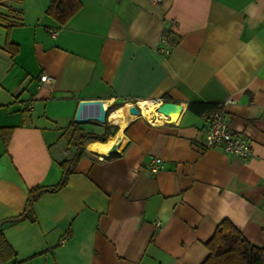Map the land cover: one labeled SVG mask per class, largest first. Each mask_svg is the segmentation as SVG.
<instances>
[{
    "label": "crops",
    "instance_id": "1",
    "mask_svg": "<svg viewBox=\"0 0 264 264\" xmlns=\"http://www.w3.org/2000/svg\"><path fill=\"white\" fill-rule=\"evenodd\" d=\"M51 1L0 0V221L26 212L29 188L58 182L84 129L81 100L128 109L162 98L182 111L130 120L112 154L116 133L86 142L67 185L35 201L34 221L2 224L6 264H200L224 219L264 246V0H79L64 24L46 13ZM193 101L218 105L250 156L207 147L210 117Z\"/></svg>",
    "mask_w": 264,
    "mask_h": 264
},
{
    "label": "trees",
    "instance_id": "2",
    "mask_svg": "<svg viewBox=\"0 0 264 264\" xmlns=\"http://www.w3.org/2000/svg\"><path fill=\"white\" fill-rule=\"evenodd\" d=\"M80 7L79 0H52L46 8V13L52 16L60 24H64ZM20 13V12H19ZM5 19L0 16V20ZM21 19V15H19ZM5 50L14 54L18 50L17 44L6 41L3 47ZM124 103H114L108 110L121 107ZM188 108L196 113L206 114L211 118L212 113L218 109V105L209 102H190ZM73 122L71 126H75ZM76 132L72 138L74 150L71 155L60 162L62 174L57 183L53 185H35L28 189L26 200L25 213L7 219L8 221L28 218L35 220L33 213V205L35 201L45 193L58 192L64 188L69 180V177L74 173L79 160L84 154V145L88 141H96L100 144H106L110 137L116 133L117 126L106 123L101 131L84 130L74 128ZM10 129L1 128V136L4 145L7 144ZM0 221V264H6L8 260H13L15 253L11 246L6 241L1 232L2 224L7 221ZM208 249V255L200 264H264V246H257L249 242L238 228L229 220L221 221L213 233L212 237L205 243ZM12 264H17L13 261Z\"/></svg>",
    "mask_w": 264,
    "mask_h": 264
},
{
    "label": "built area",
    "instance_id": "3",
    "mask_svg": "<svg viewBox=\"0 0 264 264\" xmlns=\"http://www.w3.org/2000/svg\"><path fill=\"white\" fill-rule=\"evenodd\" d=\"M160 1L161 0H151V2L153 3H158ZM165 40H166L165 35H162L160 38V42L163 43L165 42ZM160 51L164 52L165 54H169V50L163 45L160 46ZM40 81L49 83L53 81V77L44 73L40 75ZM150 101H158L160 104L161 102L164 101V99L160 98ZM131 105H136L139 111L141 112L140 106L138 104V100L129 103V106ZM160 117H164V116L160 115ZM205 145L207 147L219 146L225 152L239 155L242 158H248L251 154V142L248 139V137L245 136L243 133L235 132L231 128L230 122L225 119L224 112L220 108L216 109L211 115L210 123L205 133ZM162 165H163L162 160L156 157L151 161L149 165L150 171L157 172L160 168H162ZM155 225L159 226L160 220H157L155 222Z\"/></svg>",
    "mask_w": 264,
    "mask_h": 264
},
{
    "label": "water",
    "instance_id": "4",
    "mask_svg": "<svg viewBox=\"0 0 264 264\" xmlns=\"http://www.w3.org/2000/svg\"><path fill=\"white\" fill-rule=\"evenodd\" d=\"M108 106H105L104 102L100 99H91V100H81L78 104L77 111L75 114L76 123H84L90 120H96L100 124H105L107 121L108 115ZM182 111V105L173 101H163L157 108L159 116L163 115L166 118H170L173 114L179 115ZM128 112L130 114H135L136 116L140 115V111L136 105L128 106ZM118 136L116 141L112 144L111 148L108 151V154L115 153L120 141Z\"/></svg>",
    "mask_w": 264,
    "mask_h": 264
},
{
    "label": "bare ground",
    "instance_id": "5",
    "mask_svg": "<svg viewBox=\"0 0 264 264\" xmlns=\"http://www.w3.org/2000/svg\"><path fill=\"white\" fill-rule=\"evenodd\" d=\"M105 104V103H104ZM138 104L140 106L141 112H140V117L143 116L147 120H150L151 122H160L159 119L156 117L158 116V112L155 111V108L158 106L159 102L158 101H150V100H139ZM106 106V104H105ZM127 108V106H126ZM124 110V118L117 119L116 116L120 113V109L116 108L113 109L110 113L109 118L112 120V123L117 124L118 130L116 134L113 136L111 139L110 145L116 141L117 137L119 136L120 132L125 128L128 122L130 120H134L135 118L139 117L136 116L135 114H130L126 109ZM173 114L172 116H174ZM120 143V142H119Z\"/></svg>",
    "mask_w": 264,
    "mask_h": 264
},
{
    "label": "rangeland",
    "instance_id": "6",
    "mask_svg": "<svg viewBox=\"0 0 264 264\" xmlns=\"http://www.w3.org/2000/svg\"><path fill=\"white\" fill-rule=\"evenodd\" d=\"M120 109V113L116 116L117 119H120V118H124V106L122 107H119ZM112 110L109 111V114H108V118L110 116V113H111ZM109 120L112 122V120L109 118ZM108 122V120H107ZM81 127L84 128V130H88V128L90 127L91 129H95L97 128V126L100 125V123L96 120H90V121H87V122H84V123H78ZM101 127H103V124L100 125Z\"/></svg>",
    "mask_w": 264,
    "mask_h": 264
}]
</instances>
